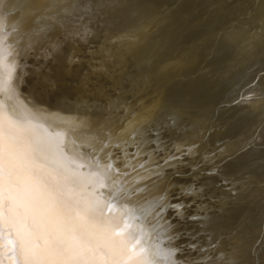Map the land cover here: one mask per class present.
Returning a JSON list of instances; mask_svg holds the SVG:
<instances>
[{
	"label": "rangeland",
	"instance_id": "374dc122",
	"mask_svg": "<svg viewBox=\"0 0 264 264\" xmlns=\"http://www.w3.org/2000/svg\"><path fill=\"white\" fill-rule=\"evenodd\" d=\"M92 10L96 15L82 31H93L85 39L77 33L71 41L58 35L62 42L50 45L51 50L45 41L40 49L32 45L21 57L29 67L19 89L9 86L13 76L0 61L2 111L16 121L17 103L26 102L28 117L43 111L52 120L46 127L50 136L71 130L84 147L93 148L98 165L114 163L108 188L106 184L96 195L122 192L121 200H113L115 210L105 211L128 216L127 237L141 236L152 245L145 253L149 264H166L154 253L157 247L167 251L175 246L166 239L176 235L165 230L169 212L161 213L165 219L156 215L162 196L164 203L175 196L195 204L190 217H212V228L202 233L205 240L223 242L230 255L250 249L257 237L264 239V135L257 137L264 128V79L255 91H245L264 72V0H132L126 9ZM71 47L75 50L69 52ZM53 50L55 56H45ZM60 52L71 55L63 60ZM168 62L170 76L161 70ZM10 94L14 101H7ZM241 94L247 99L233 106ZM259 102L262 107L256 108ZM161 126L169 130L163 142L157 139ZM252 132L253 141L242 146ZM91 138L97 146L87 145ZM170 153L184 156L179 168L169 170L164 164ZM212 172L219 174L210 176ZM193 181L198 183L191 191ZM186 227L191 236L197 225ZM257 253L255 264H264V246ZM188 259L205 264L201 256Z\"/></svg>",
	"mask_w": 264,
	"mask_h": 264
},
{
	"label": "snow or ice",
	"instance_id": "6c2138e0",
	"mask_svg": "<svg viewBox=\"0 0 264 264\" xmlns=\"http://www.w3.org/2000/svg\"><path fill=\"white\" fill-rule=\"evenodd\" d=\"M12 2L0 0V19L5 18L4 9ZM131 2L55 0L56 19L60 23L71 22L81 12L92 8L98 11L126 9ZM18 7L25 14L29 11V5L23 0ZM262 79L264 72L257 74L246 87L256 88ZM246 99L241 94L238 99L233 98L232 105H241ZM151 131L148 129L149 133ZM167 135L169 130L161 126L157 139ZM115 147L119 149V145ZM113 155L116 153L109 154L110 157ZM156 155L161 156L162 151L158 150ZM183 159V155L170 153L164 164L174 170L181 166L179 162ZM113 167L114 163L110 162L108 168ZM218 174L209 173L210 176ZM196 183L198 181H193L191 191L195 190ZM89 184L56 160L51 149L45 152L37 147L19 125L0 120V264H149L145 253L152 245L142 241L141 236L127 237L128 216L122 219L105 211L106 208L109 213L114 211L116 205L112 198L123 194L109 191V200L105 202L95 196ZM181 199L172 196L168 203H164V197H160L161 207L156 215L165 219L161 213L167 210L169 218L165 221V230L171 229L176 235L166 238L169 244L175 242V246L167 251L157 247L156 257L166 264H194L188 259L193 256L204 257L205 264H217V261L219 264H255L257 249L264 246V239L257 237L250 249L239 254L231 252L230 255L223 242L213 244L211 239L205 240L202 235L212 228V217L203 221L199 217H190L188 213L195 204L180 202ZM179 209L183 211L178 212ZM125 212L129 210L125 208ZM188 223L197 225L191 236L186 227ZM208 252L213 255L205 256ZM216 252H220L219 257H215Z\"/></svg>",
	"mask_w": 264,
	"mask_h": 264
},
{
	"label": "bare ground",
	"instance_id": "6f19581e",
	"mask_svg": "<svg viewBox=\"0 0 264 264\" xmlns=\"http://www.w3.org/2000/svg\"><path fill=\"white\" fill-rule=\"evenodd\" d=\"M20 2H21V0H13L12 3H9V5H7V7H5L4 12H3V15L5 18L0 19V35H1L0 36V61L2 62L1 63L2 66H3V64H5L4 67L7 66L6 70H9L8 72L11 73V75L13 76L12 80L8 83L9 86L11 85L13 88L18 87V89H19V85L21 84V82L24 81L23 72L26 68L29 67V66H25V64L21 61V57L28 53L29 49L32 48V45L37 44V49H40L42 47L41 44L45 41V43L47 44V46H46L47 48H49L50 45L53 47H58V45H60L62 42L61 40H56L57 39L56 37L58 35H61L62 37H65L71 41L73 38V35L75 33L78 34V38L85 39L86 35L89 33H92L93 30L88 29V28H86L85 31H82V30L87 25V20L96 15V12L94 10L90 9V10L86 11L87 14H85V15H83L82 14L83 12H81L80 16H78L76 19L72 20L71 22L60 23V22H57V19H56V13H57L58 9L56 7L55 0H23L24 4L29 5V11L27 12L28 17H26V14L24 12H21L19 10L18 5L20 4ZM104 15L102 16L101 21L104 20ZM210 19H214V17L212 16ZM108 36L109 35H107V37ZM125 38H127V37H125ZM129 40H130V38H129ZM132 42L134 43V41H132ZM48 45H49V47H48ZM44 47L45 46H43V48ZM49 49L51 50V47ZM74 50H75V47H71L69 49V52H72ZM55 55H56V52L54 50L47 52L45 54V56H55ZM60 55H61V59L64 60V59H68V57H70L71 54L68 52L67 53L66 52H60ZM10 62H12V64H13L12 66L9 65ZM63 64H65V63L63 62ZM194 65L195 64H192L191 67H193ZM56 67H57V65H56ZM161 70H165V72L167 73V76L173 75V67L171 66L170 62L165 63V65L162 66ZM217 72H219V71H217ZM5 77H7V76L5 75ZM1 79H2V77H1ZM217 83H219V82H217ZM256 89H258V87L257 88H251V89L248 88L247 91H245V92L255 91ZM36 95L38 97L43 96V92L38 91L36 93ZM21 96H20V98H21ZM37 96H36V98H37ZM3 99H5V98H3ZM8 99L9 100H7V101H10V102L14 101V99L11 100L12 95ZM1 101H3V100L0 99V103H1ZM4 102H6V101H4ZM25 103L26 102H18L17 103L16 109L18 111L16 113L17 116H15L16 121L15 120L13 121V118L10 116L11 114L9 115V113L3 107L5 109V111L8 113V115L6 113L4 114V111H2V108L0 106V120H4L6 122H11V123H15V124L19 125L28 134V136L32 140V142L37 147L44 150L45 152H47L49 149H51L55 154L56 160L63 163L64 165H67L68 168H70L72 171L76 172L77 174H79L80 176L85 178L87 181H89L90 182L89 187L94 190L95 196L98 197L99 199L107 202L109 200V197H105V195L104 196L103 195L97 196L96 190L102 188L101 187L102 185L105 186L107 184L108 175L110 173V172H108L109 168H107V166L98 165L96 163L98 160L95 162V160H94L95 156L92 155L93 154L92 153L93 148L90 147L88 149V148L84 147V145L82 144L83 142L80 143L79 140H77L78 139L77 136H73V134L71 135V133H70L71 130L69 131V130H65V129L64 130L59 129L56 131L53 129L54 132L56 131V133H59V134L55 133L56 135H59V136H56V137L50 136L51 134L53 135V132H50L52 130L47 131L46 127H48V125H50L52 123V120L47 121L44 113L42 114L43 111L42 112L40 111V113L37 114L38 116H36L34 118L28 117V114H26L27 105H25ZM259 103L260 104H258L256 106V108L262 107L261 102H259ZM15 104L16 103H14V105ZM5 107H7V106H5ZM34 107L36 108L35 105H34ZM13 110H15V109H13ZM80 111L82 112V110H80ZM44 112H45V110H44ZM48 112H46V113H48ZM27 113H28V111H27ZM84 114H85V112H84ZM259 115H261V114H259ZM54 117H55V115H54ZM55 118H57V117H55ZM62 121H64V120H62ZM254 122H255L254 119H252L251 121L248 122L250 127ZM260 122H261V119H260ZM52 128H53V126H52ZM253 133L254 132H252V134H250V136L246 135L247 133L245 134L246 136H245L244 140H248V139H250V140L246 141L245 143L242 142L241 143L242 146L247 145L253 141L252 140ZM263 135H264V128H262L259 131L257 137L260 138ZM49 137H51V138H49ZM52 137H54V138H52ZM88 143H87V145H91L94 147V146H97L98 141L91 138L90 143L89 144ZM84 144L86 145V143H84ZM117 160H118V158H117ZM105 165H106V163H105ZM53 166H55L54 163H53ZM121 177H122V175H121ZM127 180H128V178H127ZM128 183H129V181H128ZM106 186L108 188V184ZM119 188H121V187H119ZM111 189L112 188H110V190ZM124 189H126V188H124ZM106 191H107V189H106ZM120 193H122V192H120ZM107 195H109V194H107ZM120 198H122V197L117 196V197H114L113 200L114 201L119 200ZM130 201H132V200H130ZM117 210H119V209H117ZM147 234H149V233H147Z\"/></svg>",
	"mask_w": 264,
	"mask_h": 264
}]
</instances>
